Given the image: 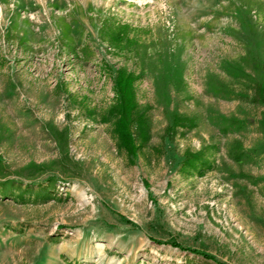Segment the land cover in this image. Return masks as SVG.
I'll use <instances>...</instances> for the list:
<instances>
[{
    "label": "rangeland",
    "instance_id": "1",
    "mask_svg": "<svg viewBox=\"0 0 264 264\" xmlns=\"http://www.w3.org/2000/svg\"><path fill=\"white\" fill-rule=\"evenodd\" d=\"M121 71L134 157L103 121ZM260 77L264 0H0V264H264Z\"/></svg>",
    "mask_w": 264,
    "mask_h": 264
},
{
    "label": "trees",
    "instance_id": "2",
    "mask_svg": "<svg viewBox=\"0 0 264 264\" xmlns=\"http://www.w3.org/2000/svg\"><path fill=\"white\" fill-rule=\"evenodd\" d=\"M123 29L124 34H127L128 28L125 26ZM134 82L135 77L133 75L124 71L118 72L114 79L115 102L103 117L104 122H112V132L118 148L125 150L127 155L131 157L136 156L141 147L150 140L145 116L138 110ZM250 100L256 105L264 104V77L253 81ZM173 116L172 126L181 125L178 114L174 113ZM262 124L264 125V118ZM206 153V148L198 152H186L180 171L183 174H188L206 168L208 165ZM4 192L2 190L1 193ZM193 252L198 253L197 250H193Z\"/></svg>",
    "mask_w": 264,
    "mask_h": 264
}]
</instances>
